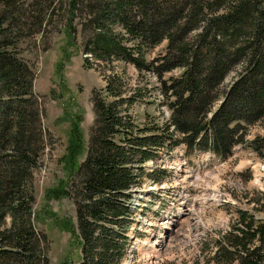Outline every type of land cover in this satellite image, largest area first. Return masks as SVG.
<instances>
[{
  "label": "trees",
  "instance_id": "16d2710c",
  "mask_svg": "<svg viewBox=\"0 0 264 264\" xmlns=\"http://www.w3.org/2000/svg\"><path fill=\"white\" fill-rule=\"evenodd\" d=\"M61 20L75 35L81 28L84 64L104 69L106 81L92 91L86 156L60 191L76 210L81 257L73 264H126L144 164L180 144L228 158L264 120V0H0V264H50V240L34 220L47 132L35 72L18 44L44 38ZM163 41L165 53L151 58ZM175 68L181 74L164 80ZM232 71L238 77L222 91ZM151 72L171 111L165 126H141L134 112L152 96L138 82ZM249 144L264 157V135ZM214 244V264H264V221L241 210Z\"/></svg>",
  "mask_w": 264,
  "mask_h": 264
},
{
  "label": "rangeland",
  "instance_id": "374dc122",
  "mask_svg": "<svg viewBox=\"0 0 264 264\" xmlns=\"http://www.w3.org/2000/svg\"><path fill=\"white\" fill-rule=\"evenodd\" d=\"M50 28L53 31L44 38L38 34L18 44L20 56L35 72L34 91L47 132L46 147L34 171V220L50 240V264H73L81 257L76 210L71 197L60 191L86 156L88 133L94 120L92 91L103 88L106 81L104 69L84 64L80 27L76 35L71 28L64 27L63 20ZM166 45L163 41L151 50L150 57L164 54ZM182 70L175 68L163 79L169 81ZM143 75L144 80L138 82L147 85L152 96L148 98L150 102L134 107L136 119L141 126H165L171 111L165 105L163 83L155 73ZM126 76L130 85L135 86L138 72L133 66H128ZM237 77V71L230 72L220 86L222 91ZM261 135L264 120L249 127L247 142L234 146L226 159L218 160L206 153L186 155L188 165L201 175L195 182L196 177L185 167L179 146H166L158 151L154 161H147L150 167L144 168L142 182L131 200V207L136 208V223L126 264H214L215 239L232 227L241 210L264 221V157L249 144ZM79 139L81 151L77 147ZM186 176L188 179H183ZM157 188L163 189L164 197L155 198ZM160 200L164 208L169 206L157 217V205L152 204Z\"/></svg>",
  "mask_w": 264,
  "mask_h": 264
},
{
  "label": "bare ground",
  "instance_id": "6f19581e",
  "mask_svg": "<svg viewBox=\"0 0 264 264\" xmlns=\"http://www.w3.org/2000/svg\"><path fill=\"white\" fill-rule=\"evenodd\" d=\"M183 179H188V177L186 176V177H184ZM141 215V214H140Z\"/></svg>",
  "mask_w": 264,
  "mask_h": 264
}]
</instances>
